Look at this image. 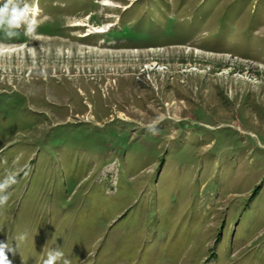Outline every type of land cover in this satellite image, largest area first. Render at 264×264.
Listing matches in <instances>:
<instances>
[{
    "label": "rangeland",
    "instance_id": "obj_1",
    "mask_svg": "<svg viewBox=\"0 0 264 264\" xmlns=\"http://www.w3.org/2000/svg\"><path fill=\"white\" fill-rule=\"evenodd\" d=\"M29 3L34 37L0 33L13 264H264V0Z\"/></svg>",
    "mask_w": 264,
    "mask_h": 264
},
{
    "label": "clouds",
    "instance_id": "obj_2",
    "mask_svg": "<svg viewBox=\"0 0 264 264\" xmlns=\"http://www.w3.org/2000/svg\"><path fill=\"white\" fill-rule=\"evenodd\" d=\"M37 27L36 10L34 5L29 3V0H6L0 6V33L6 39H15L21 33L33 38ZM2 47L3 45L0 44V48ZM163 120V116L158 117L145 126V131L155 135L158 132L159 124ZM21 172L27 177L31 172L30 165L25 164L18 171L8 172L3 179H0V210L7 205L11 196L10 190L19 182L18 176ZM2 230L3 227H0V231ZM28 239L29 233L24 231L11 237L8 236L7 241H0V264H13L9 254L12 257L16 256L17 253L20 254L21 245L27 243ZM13 241H15V245H13ZM45 255L46 258L43 260V264H72V261L65 257L64 251L59 246L47 250Z\"/></svg>",
    "mask_w": 264,
    "mask_h": 264
},
{
    "label": "bare ground",
    "instance_id": "obj_3",
    "mask_svg": "<svg viewBox=\"0 0 264 264\" xmlns=\"http://www.w3.org/2000/svg\"><path fill=\"white\" fill-rule=\"evenodd\" d=\"M100 31H102V30H100Z\"/></svg>",
    "mask_w": 264,
    "mask_h": 264
}]
</instances>
